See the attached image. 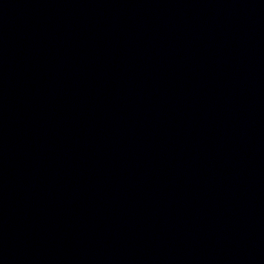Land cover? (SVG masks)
<instances>
[{
  "label": "water",
  "instance_id": "95a60500",
  "mask_svg": "<svg viewBox=\"0 0 264 264\" xmlns=\"http://www.w3.org/2000/svg\"><path fill=\"white\" fill-rule=\"evenodd\" d=\"M0 264H264V0H0Z\"/></svg>",
  "mask_w": 264,
  "mask_h": 264
}]
</instances>
